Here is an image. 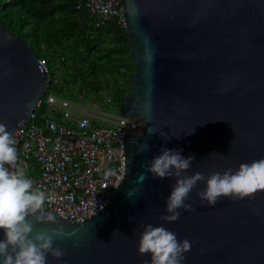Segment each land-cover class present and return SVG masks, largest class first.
<instances>
[{
	"label": "water",
	"instance_id": "water-1",
	"mask_svg": "<svg viewBox=\"0 0 264 264\" xmlns=\"http://www.w3.org/2000/svg\"><path fill=\"white\" fill-rule=\"evenodd\" d=\"M122 7L134 70L119 115L144 127L125 133L123 177L102 211L72 222L44 209L57 223L35 224L36 231L62 225L75 232L54 241L65 255L49 254L47 264H150L149 254L138 253L149 224L191 242L182 264H264V190L214 206L198 195L211 174L264 159V0H122ZM46 83L33 49L0 24V123L7 131L29 121ZM148 128L157 133L149 136ZM144 144L149 151L140 152ZM161 148L194 157L181 178L205 175L185 201L194 211L180 209L174 222L162 217L176 178L146 172Z\"/></svg>",
	"mask_w": 264,
	"mask_h": 264
},
{
	"label": "built area",
	"instance_id": "built-area-1",
	"mask_svg": "<svg viewBox=\"0 0 264 264\" xmlns=\"http://www.w3.org/2000/svg\"><path fill=\"white\" fill-rule=\"evenodd\" d=\"M82 2L97 25L113 20L126 28L122 0ZM38 64L47 76L46 87L29 121L11 133L17 160L14 166L6 167L17 174L23 171L20 175L30 179L34 188L54 196L51 201L46 200L44 209L68 221H84L113 200L124 172V135L141 133L143 123L90 113L85 108L90 104L84 102L78 107L74 101L83 99L86 89L79 92L81 98L74 94L72 99L56 95L52 88L59 83L62 71H51L46 58H38ZM103 102L114 104L109 96ZM96 103L99 101L94 94L93 106ZM72 109L81 114L75 116ZM96 117L106 120L107 125H96ZM109 172L112 174L106 178Z\"/></svg>",
	"mask_w": 264,
	"mask_h": 264
},
{
	"label": "clouds",
	"instance_id": "clouds-1",
	"mask_svg": "<svg viewBox=\"0 0 264 264\" xmlns=\"http://www.w3.org/2000/svg\"><path fill=\"white\" fill-rule=\"evenodd\" d=\"M87 92L89 96L92 95L90 91ZM92 96L94 98V94ZM115 105L119 113V104ZM147 133L151 136L157 132L153 128H148ZM160 135L165 141L169 139L166 133ZM14 145L15 140L7 131V126L0 123V230L4 234V239L0 240V264H47L49 254L60 260L65 252L54 247V241L70 238L75 232H66L62 225L38 231L34 229L35 224L57 223L56 217L44 210L46 200L51 201L54 196L46 195L44 191L34 188L33 182L23 175L9 171L6 165L14 166L17 160ZM139 151L147 152L149 146L141 145ZM193 161L194 157L191 156L183 158L179 150L161 148V154L149 162L150 166L146 172L150 173L153 179L176 178L166 200L165 210L168 215L162 217L165 221L178 220L180 209L194 211L185 201L197 184L205 181V175L197 172L193 176L181 178V174L190 168ZM111 174L106 173V178ZM142 177L146 178L144 174ZM261 190H264V159L241 164L235 172L229 169L223 174L219 172L211 174L206 179L205 190L198 195L209 206H214L221 197L243 199ZM135 192L136 190L128 191L127 196L131 198L135 196ZM103 207L104 205L100 206L101 211ZM190 250L189 240L180 241L174 232L163 226L154 227L151 224L144 227L138 246L140 256L150 255V264H182L183 254Z\"/></svg>",
	"mask_w": 264,
	"mask_h": 264
},
{
	"label": "trees",
	"instance_id": "trees-1",
	"mask_svg": "<svg viewBox=\"0 0 264 264\" xmlns=\"http://www.w3.org/2000/svg\"><path fill=\"white\" fill-rule=\"evenodd\" d=\"M0 24L46 58L51 71L62 70L56 95L80 81L79 90L96 98L107 91L118 105L128 90L134 67L126 28L113 20L97 25L82 0H0Z\"/></svg>",
	"mask_w": 264,
	"mask_h": 264
},
{
	"label": "rangeland",
	"instance_id": "rangeland-1",
	"mask_svg": "<svg viewBox=\"0 0 264 264\" xmlns=\"http://www.w3.org/2000/svg\"><path fill=\"white\" fill-rule=\"evenodd\" d=\"M38 50H39V49H37V54H39V56H40V52H39ZM64 69H65V70H68L67 67H64ZM62 76H64V74H62ZM59 79H61V77H60ZM79 84H81L80 81L76 82V84L73 85V87H69V88L67 89L68 92H69V97H70L71 99L73 98V94H74L75 96L79 97V98L82 97V96L79 95V92H81L83 89H85V87H83L82 90H79L78 88H76ZM75 88H76V89H75ZM48 91H50V90L48 89L47 92H48ZM47 92H45L44 94L46 95ZM106 92H107V91H106ZM103 94H105V93H101L100 95H98V98H97V101H99V104H100V105H99L98 103H96V105L93 106V108H94L95 110H97V113H98V114H101V115H104V116L109 115L111 118H117L118 115H119L118 110H117V108H116L117 106H116L115 104H107V103L101 101V100H104V97H105ZM85 95H86V97H90V98L92 99V97L88 95V92H87V94H85ZM85 95H84V97H85ZM107 96H108V95H107ZM84 97H83V99L81 98V99H79V100H77V101H74V103H75L78 107H82V106H84L83 102L85 103L86 100H87V102H90V98H84ZM82 100H83V101H82ZM90 104H92V103H90ZM98 105H99V106H98ZM96 108H97V109H96ZM71 113L74 114L75 116H79V115L81 114V112H80L79 110H77V109H72V110H71ZM95 121H96V125H102V126L107 125V121L104 120L103 118L96 117V118H95ZM19 173H20V174H24L23 171H22V172L20 171Z\"/></svg>",
	"mask_w": 264,
	"mask_h": 264
},
{
	"label": "crops",
	"instance_id": "crops-1",
	"mask_svg": "<svg viewBox=\"0 0 264 264\" xmlns=\"http://www.w3.org/2000/svg\"><path fill=\"white\" fill-rule=\"evenodd\" d=\"M82 86H83V85H82ZM103 93H105V92H103ZM59 95H62L63 97H68V96H69V92H68L67 90H64V91H62V93L59 94ZM104 95L107 97V93L104 94ZM90 96L92 97V95H90ZM85 103H87V104L93 103V98H92V99L90 98V102H87V100H86ZM99 105H100V104H99Z\"/></svg>",
	"mask_w": 264,
	"mask_h": 264
},
{
	"label": "flooded vegetation",
	"instance_id": "flooded-vegetation-1",
	"mask_svg": "<svg viewBox=\"0 0 264 264\" xmlns=\"http://www.w3.org/2000/svg\"><path fill=\"white\" fill-rule=\"evenodd\" d=\"M85 108H86V110L88 111V112H92V113H95V109L93 108V104H90V105H87V106H85Z\"/></svg>",
	"mask_w": 264,
	"mask_h": 264
}]
</instances>
